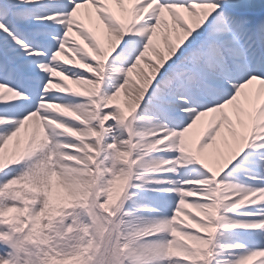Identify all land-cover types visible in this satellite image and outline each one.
I'll return each mask as SVG.
<instances>
[{
    "label": "snow or ice",
    "instance_id": "1",
    "mask_svg": "<svg viewBox=\"0 0 264 264\" xmlns=\"http://www.w3.org/2000/svg\"><path fill=\"white\" fill-rule=\"evenodd\" d=\"M0 264H264V0H0Z\"/></svg>",
    "mask_w": 264,
    "mask_h": 264
},
{
    "label": "bare ground",
    "instance_id": "2",
    "mask_svg": "<svg viewBox=\"0 0 264 264\" xmlns=\"http://www.w3.org/2000/svg\"><path fill=\"white\" fill-rule=\"evenodd\" d=\"M189 211L196 212V211H193V209H189Z\"/></svg>",
    "mask_w": 264,
    "mask_h": 264
},
{
    "label": "rangeland",
    "instance_id": "3",
    "mask_svg": "<svg viewBox=\"0 0 264 264\" xmlns=\"http://www.w3.org/2000/svg\"><path fill=\"white\" fill-rule=\"evenodd\" d=\"M193 211H197L196 209H193Z\"/></svg>",
    "mask_w": 264,
    "mask_h": 264
}]
</instances>
